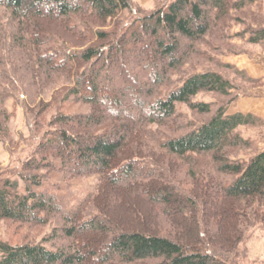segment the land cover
Here are the masks:
<instances>
[{"label":"trees","instance_id":"obj_1","mask_svg":"<svg viewBox=\"0 0 264 264\" xmlns=\"http://www.w3.org/2000/svg\"><path fill=\"white\" fill-rule=\"evenodd\" d=\"M258 53L264 0H0V145L30 150L0 171V223L59 224L0 239V264H241L264 228V120L228 110L263 82L225 59Z\"/></svg>","mask_w":264,"mask_h":264},{"label":"rangeland","instance_id":"obj_2","mask_svg":"<svg viewBox=\"0 0 264 264\" xmlns=\"http://www.w3.org/2000/svg\"><path fill=\"white\" fill-rule=\"evenodd\" d=\"M131 1L136 6L149 12V11H152L158 8L164 0H131ZM237 58L248 59L249 61L247 62L245 61L246 65L252 66V64H256V65H260L264 67V53H258L252 57H248V56L230 57V58L225 59V61L230 63V61H232L231 59H237ZM236 64L235 66L239 70H241L238 67L240 66V64L238 63V66ZM242 71H244L249 77H251L246 72V70H242ZM258 80H261L263 82V86L261 88L249 90L248 93L250 94L242 98L254 97L255 94H257L258 92H264V80L262 79H258ZM197 101L213 102V101H216V99H215V96L201 94L197 98ZM10 105H11V101L8 103V106ZM76 109L77 108H72L73 111ZM228 113H229V110H228ZM188 118L189 119L194 118L196 120L203 119V118H197L191 115H189ZM10 127L13 132V137L15 141H18V138L20 135H23L25 139H27V137L29 136V132L27 130V126H26L25 119L23 117L21 108H18L16 110L15 116L10 123ZM254 130L255 132L260 131L261 133L264 134V129H260V130L254 129ZM247 135H249V133H247ZM29 151L30 150L28 146L24 142L20 145L18 149L9 148L8 146L3 147L0 145V171L13 168L16 165L20 164L24 159L27 158ZM95 183H96V178L94 177L87 179L83 183H81L79 180L78 182L73 181V180L69 181V184H70L69 195H70L71 203L75 204L76 202H78L83 196H85L86 193L92 190V186ZM55 223L56 222H54V224ZM56 225H59V224H56ZM56 225H53L51 223L43 228H28L27 229V228H18L15 224H11V223H0V239H3L9 242L10 244L23 243L27 239H34L35 241H39L46 233H48ZM240 253H241V259H242L241 264H264V228H260L254 232L251 239L241 247Z\"/></svg>","mask_w":264,"mask_h":264},{"label":"crops","instance_id":"obj_3","mask_svg":"<svg viewBox=\"0 0 264 264\" xmlns=\"http://www.w3.org/2000/svg\"><path fill=\"white\" fill-rule=\"evenodd\" d=\"M231 64L238 63V66L241 70H246V72L255 79H262L264 80V67L256 64H252V66L246 65V62L249 61L248 59H231ZM246 61V62H245ZM242 65V66H241ZM244 65V66H243ZM243 113V114H253L254 116L259 117L260 119L264 120V92H258L255 94L254 97H245L241 98L240 100L236 101L230 108L229 113Z\"/></svg>","mask_w":264,"mask_h":264}]
</instances>
